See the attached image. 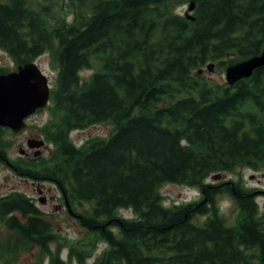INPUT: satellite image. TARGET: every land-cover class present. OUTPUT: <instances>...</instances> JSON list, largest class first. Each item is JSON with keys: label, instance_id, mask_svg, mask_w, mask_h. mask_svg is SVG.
<instances>
[{"label": "trees", "instance_id": "1", "mask_svg": "<svg viewBox=\"0 0 264 264\" xmlns=\"http://www.w3.org/2000/svg\"><path fill=\"white\" fill-rule=\"evenodd\" d=\"M190 2L193 20L176 14ZM263 48L264 0H0V50L16 67L46 54L57 72L40 129L51 152L24 166V177L54 185L71 210L86 205L78 221L106 245L92 264H264L254 192L205 183L264 171V67L233 86L201 76L208 64L225 71ZM101 123L113 126L108 138L69 139ZM166 184L197 188L201 199L166 208ZM222 193L238 210L232 226L215 208ZM121 209L135 218L117 216ZM0 219L47 264L90 257L73 245L63 260L67 245L21 193L0 203ZM4 249L0 259L12 253Z\"/></svg>", "mask_w": 264, "mask_h": 264}, {"label": "rangeland", "instance_id": "2", "mask_svg": "<svg viewBox=\"0 0 264 264\" xmlns=\"http://www.w3.org/2000/svg\"><path fill=\"white\" fill-rule=\"evenodd\" d=\"M176 14L185 16L187 12V4L177 8ZM35 64L40 71L47 77L51 90L55 86L57 72L51 68L49 64L48 55L44 54L35 60ZM0 69L7 70L9 72L15 70V65L12 60L3 51L0 50ZM201 76L209 80L211 83L217 85H226L225 71L217 70L215 65L211 72L206 69V66L201 68ZM91 74L90 71L81 72V77L88 78ZM48 107L42 110L40 113L30 116L27 120V124L31 127L21 133L17 137L11 135H3L4 140L12 142L9 146L8 156L14 161L18 160L19 147L25 148V138L31 134L36 133V129L43 127L48 121ZM35 125L37 128L34 129ZM113 132V126L108 123H101L91 126L84 131H73L69 134V139L76 146L83 145L86 141L94 138L106 139ZM33 147V146H32ZM51 152V147H47L42 150V156L48 157ZM219 181H214L212 176L207 178L206 184H215L222 181H233L241 184V186L249 192H264V171L254 172L250 169H237L230 173H222ZM14 187V188H13ZM42 189L46 192L45 198L48 202L47 205H41L37 202V198L40 196L30 185V182L24 181L23 177L6 171L5 168H0V194L8 193L10 190H15L18 193L29 195L35 198L37 208L43 214V217L47 219L53 230L59 237L61 244H66L67 248H64L60 252V257L63 260H67L68 246L76 245L81 249L88 250L90 257L85 261V264H92L102 253L106 250V245L100 241L97 234L91 233L85 230L79 223V221L67 214L65 210H56L54 206H62V199L60 191L50 184H41ZM13 188V189H12ZM8 189V190H7ZM159 193L162 197V204L166 208L173 206L184 205L188 203H195L201 199L200 192L197 188L166 184L159 189ZM50 197L53 198L50 200ZM215 208L220 216L225 221L227 226L235 224L238 218V210L234 206L227 194L222 193L215 196ZM255 203L260 213L264 212V195H255ZM84 206H73L72 210L77 214L83 213ZM117 216L126 219H134L135 215L131 210H118ZM205 217L197 219L198 223H203ZM16 237L10 234L3 222L0 221V247H9L12 253L4 255V258L0 259V264H47V256L43 255L41 251L30 245H20L15 242ZM58 244H51L50 250H55Z\"/></svg>", "mask_w": 264, "mask_h": 264}, {"label": "water", "instance_id": "3", "mask_svg": "<svg viewBox=\"0 0 264 264\" xmlns=\"http://www.w3.org/2000/svg\"><path fill=\"white\" fill-rule=\"evenodd\" d=\"M194 8L195 4L190 2L185 13L190 20H193L191 13ZM213 67L214 64L211 63L206 66V69L211 72ZM261 67H264V48L259 55L229 65L225 69L226 83L228 86H233L240 80L250 78L253 72ZM49 96L48 79L35 62L19 66L15 72L0 75V126L8 127L14 132L20 131L27 117L48 105ZM43 144V141H39L35 147L39 149ZM39 154L38 150L36 155ZM212 179L219 181L221 176H213ZM65 206L71 216L77 217L66 200Z\"/></svg>", "mask_w": 264, "mask_h": 264}, {"label": "flooded vegetation", "instance_id": "4", "mask_svg": "<svg viewBox=\"0 0 264 264\" xmlns=\"http://www.w3.org/2000/svg\"><path fill=\"white\" fill-rule=\"evenodd\" d=\"M39 113L36 111V114ZM31 126L27 124V120H24L23 128L20 129L18 132H14L10 128L7 127H0V168H5L6 171L12 172L16 174L17 176L23 177L24 181L30 182V185L33 187V189L37 192V194L40 196L37 198V202L41 205H47L48 202L45 198L46 192L42 189L41 183L39 181H36V179H33L31 177H24L28 174H25L24 166L27 167H33L39 162L40 157H42V150L47 148V145H44L40 149V154L36 155L37 148L36 143L42 140L40 129L37 128V125H35L34 129H36V133L29 135L27 138H25V148L19 147L18 154L19 158L18 160L12 161L8 156L9 146H11L12 142L8 140L7 142L4 140L3 135H11L13 137L19 136L21 133L26 131ZM33 146V147H32ZM14 188V187H13ZM12 188V189H13ZM8 190V189H7ZM1 192V191H0ZM16 191L10 190L8 193H1L0 194V203L3 202L4 199H7L11 194L15 193ZM23 195H25L23 193ZM31 204H33L37 208V204L35 202V198L31 197L29 195H25ZM50 200L53 202V198L50 197ZM56 210H64V208L60 206H54ZM38 209V208H37ZM12 215V214H10ZM1 221V219H0Z\"/></svg>", "mask_w": 264, "mask_h": 264}]
</instances>
